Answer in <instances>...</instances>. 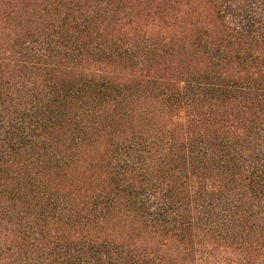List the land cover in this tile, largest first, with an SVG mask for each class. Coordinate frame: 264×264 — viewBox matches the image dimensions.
<instances>
[{
  "label": "trees",
  "instance_id": "trees-1",
  "mask_svg": "<svg viewBox=\"0 0 264 264\" xmlns=\"http://www.w3.org/2000/svg\"><path fill=\"white\" fill-rule=\"evenodd\" d=\"M0 264H264V0H0Z\"/></svg>",
  "mask_w": 264,
  "mask_h": 264
}]
</instances>
